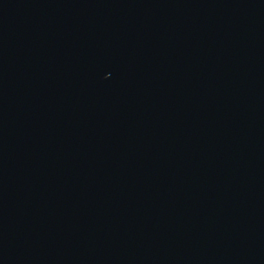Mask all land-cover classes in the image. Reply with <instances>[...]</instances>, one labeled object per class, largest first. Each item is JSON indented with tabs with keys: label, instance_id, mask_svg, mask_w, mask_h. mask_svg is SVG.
Wrapping results in <instances>:
<instances>
[{
	"label": "water",
	"instance_id": "obj_1",
	"mask_svg": "<svg viewBox=\"0 0 264 264\" xmlns=\"http://www.w3.org/2000/svg\"><path fill=\"white\" fill-rule=\"evenodd\" d=\"M0 264H264V0H0Z\"/></svg>",
	"mask_w": 264,
	"mask_h": 264
}]
</instances>
